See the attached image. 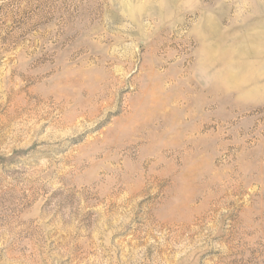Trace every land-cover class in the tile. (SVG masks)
<instances>
[{"label": "rangeland", "instance_id": "1", "mask_svg": "<svg viewBox=\"0 0 264 264\" xmlns=\"http://www.w3.org/2000/svg\"><path fill=\"white\" fill-rule=\"evenodd\" d=\"M0 264H264V0H0Z\"/></svg>", "mask_w": 264, "mask_h": 264}]
</instances>
